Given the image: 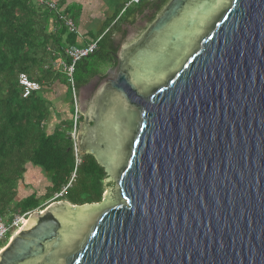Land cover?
Listing matches in <instances>:
<instances>
[{"label": "water", "instance_id": "water-1", "mask_svg": "<svg viewBox=\"0 0 264 264\" xmlns=\"http://www.w3.org/2000/svg\"><path fill=\"white\" fill-rule=\"evenodd\" d=\"M148 8L78 97L107 194L33 213L0 264H264V0H168L136 35Z\"/></svg>", "mask_w": 264, "mask_h": 264}, {"label": "trees", "instance_id": "trees-1", "mask_svg": "<svg viewBox=\"0 0 264 264\" xmlns=\"http://www.w3.org/2000/svg\"><path fill=\"white\" fill-rule=\"evenodd\" d=\"M157 1L160 0L150 1L147 5L153 6ZM162 1L158 11L168 0ZM62 6L63 2L57 4L49 0H0V217L7 224L16 216L42 211L46 202L68 186L75 171L71 139L72 90L64 67L71 65L65 51L70 46L78 47L80 34L75 25L77 16L68 10L62 11ZM128 9L124 12L126 16L133 14ZM114 26L100 40H95L93 54L75 64L73 79L78 97L80 90L101 74L96 68L99 64L87 68L89 59L97 58L107 66L115 65L112 52L116 48L111 41ZM106 39H109V52L102 51ZM58 61L63 72L57 75L54 65ZM21 74L41 87L27 99L22 97L18 83ZM57 81L66 88L67 109L58 115V121L52 122L54 111H51L52 104L45 94ZM81 159L75 180L55 202H68L74 206L101 203L107 176L92 156L82 155ZM37 170L45 178L44 193L31 188L32 193L21 195L20 185H24L30 172ZM7 237L0 245V251L8 244L12 233Z\"/></svg>", "mask_w": 264, "mask_h": 264}, {"label": "crops", "instance_id": "crops-1", "mask_svg": "<svg viewBox=\"0 0 264 264\" xmlns=\"http://www.w3.org/2000/svg\"><path fill=\"white\" fill-rule=\"evenodd\" d=\"M56 2L59 4L63 2L62 11L68 10L70 14H73L76 17L75 25L78 27V32L80 37L77 39V45L79 48L87 47L88 45L94 44L95 40H92L91 33L95 31L99 36L98 40H100L101 36L105 34V32L109 31L112 26H116L115 33H118L121 28L120 25L125 22L129 26L135 22V16L138 13L137 8L144 3L142 6L146 5L150 1L153 0H143L140 3H132V0H122L120 4L116 7H108L112 0H49ZM108 2V4H107ZM130 4L132 9V13L130 16L125 20L124 16L120 15L123 10L125 9L126 5ZM128 9V8H127ZM126 10V9H125ZM118 11L119 17L117 16ZM117 16L116 19L114 17ZM122 16V17H121ZM113 21L111 26L109 27V23ZM114 26V27H115ZM112 41V40H111ZM54 72L55 74L62 73V64L60 61L54 65ZM66 88L65 86L61 85L60 82H55L50 88H48L45 97L47 100L52 104V122L58 121V115H62L65 109H67L66 104Z\"/></svg>", "mask_w": 264, "mask_h": 264}, {"label": "built area", "instance_id": "built-area-1", "mask_svg": "<svg viewBox=\"0 0 264 264\" xmlns=\"http://www.w3.org/2000/svg\"><path fill=\"white\" fill-rule=\"evenodd\" d=\"M142 0H132V3H139ZM68 25H71L69 22ZM96 49V43L92 45H88L86 48H79L76 46H70L66 49L65 53L66 56L71 60V65L65 68V72L68 76V83L70 85V88L72 90V104H73V125H72V131H71V139L73 141V153L75 158V171L72 176V180L76 174V169L80 166L82 163L81 159V152L79 151L78 141H77V133L79 128V123L81 122V115L80 112H78V94L74 85V66L76 63H79L83 59L87 58L89 55L93 54ZM18 83L19 86L22 89V97L24 99L29 98L32 94L39 92L41 90V87L38 83L31 81L27 75L21 74L18 77ZM71 180V182H72ZM71 182L68 184V186L64 187L63 190L56 195L51 202H55L57 199H60L63 197V195L66 193L67 189L70 187ZM27 219V215L24 216H16L12 223L7 224L3 220V218L0 217V241L4 240L10 233H13L18 230L21 227V224Z\"/></svg>", "mask_w": 264, "mask_h": 264}, {"label": "rangeland", "instance_id": "rangeland-1", "mask_svg": "<svg viewBox=\"0 0 264 264\" xmlns=\"http://www.w3.org/2000/svg\"><path fill=\"white\" fill-rule=\"evenodd\" d=\"M122 2V0H112V2L110 3V5H107L108 7H116L118 4H120ZM107 4H108V2H107ZM127 8H129L128 9V11H132V9L134 8V7H131L130 6V4H128V5H126V7H125V9H127ZM123 10V12L120 14V15H122V14H124V12L126 11V10ZM120 13V11H118V13L117 14H119ZM128 13V12H127ZM126 13V14H127ZM129 16H126L125 15V20L128 18ZM108 32V31H107ZM107 32H105V34L107 33ZM105 34H103L102 36H101V38L105 35ZM91 36H92V40H96V39H98V34L95 32V31H92V33H91ZM100 38V39H101ZM65 39V38H64ZM109 39H106L103 43H102V51L103 52H109ZM89 61V66H87V68H90V67H95V65L96 64H99V66H97L96 68H98V72H100L101 74L100 75H98L97 77H101V76H105V73L109 70V66H107V65H105L104 63H100L99 62V60L97 59V58H94V59H89L88 60ZM111 66V65H110ZM104 73V74H103ZM33 168V167H32ZM75 178H76V174H75V176H74V178H73V180H72V182L75 180ZM105 183H106V180H105ZM28 187H30V188H28ZM31 188H34V189H36V190H38L39 191V193L40 194H43L44 193V188H45V178L43 177V175H41L40 174V172H38V170L37 171H34V173L33 172H30V174L26 177V182L24 183V185H20V190H21V195H24V196H27V195H29L30 193H32V189ZM23 190V191H22ZM105 194H107V190L105 191V193H104V195ZM53 203H55V202H51V200L50 201H48V202H46L45 204H44V207L41 209L42 211H38V210H36V211H34L33 213H36V212H43L47 207H49L50 205H52ZM33 213H31V214H28L27 215V219L21 224V227L22 226H24V225H26V223H27V220H28V218L33 214ZM20 227V228H21ZM20 228L18 229V230H16L14 233H13V235H12V237L20 230ZM11 237V238H12ZM8 238V237H7ZM11 238H10V240H11ZM10 240L8 241V243L10 242ZM5 241H6V239L4 240V241H2V242H0V245H2V244H4L5 243ZM7 246V245H6ZM5 248V247H4ZM3 248V249H4ZM3 249H1V251L3 250ZM0 251V252H1Z\"/></svg>", "mask_w": 264, "mask_h": 264}, {"label": "flooded vegetation", "instance_id": "flooded-vegetation-1", "mask_svg": "<svg viewBox=\"0 0 264 264\" xmlns=\"http://www.w3.org/2000/svg\"><path fill=\"white\" fill-rule=\"evenodd\" d=\"M162 5H163V1L160 0V1H157V3L155 5L149 6V8L145 10V14L142 16V18L139 21H137V28H134L135 31H136L134 34L137 35L138 33H140L143 30L144 25L148 21L152 20L151 18L154 17V14L156 12H159L158 11L159 10V7H161ZM115 44H117L114 47V48H116V51L118 50V48H120V45L130 44L129 35H127L125 37H121L120 40H119V43L117 41V42H115ZM116 51L115 52H112V54L115 55L116 54ZM112 60H113L114 64H116L115 59H114V56H113V59ZM114 66L111 65L108 68L111 69ZM102 78H104V77H102ZM102 78L97 79L96 82L94 83V85H92V86L88 85L86 88H82L80 90L79 99H80L81 106H82L81 108H82L83 111H88L91 108V106L93 105L94 90L96 89V86L98 85V83L100 82V80ZM85 89L86 90L88 89L87 90V93L85 92ZM91 93H93V94H91ZM90 95H92V96H90ZM82 121H81V123H82Z\"/></svg>", "mask_w": 264, "mask_h": 264}]
</instances>
